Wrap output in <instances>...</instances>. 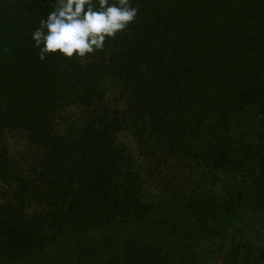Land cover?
Instances as JSON below:
<instances>
[{"label":"trees","instance_id":"1","mask_svg":"<svg viewBox=\"0 0 264 264\" xmlns=\"http://www.w3.org/2000/svg\"><path fill=\"white\" fill-rule=\"evenodd\" d=\"M53 3L0 0V264H264V0L41 61Z\"/></svg>","mask_w":264,"mask_h":264},{"label":"clouds","instance_id":"2","mask_svg":"<svg viewBox=\"0 0 264 264\" xmlns=\"http://www.w3.org/2000/svg\"><path fill=\"white\" fill-rule=\"evenodd\" d=\"M138 12L132 0H54L31 39L41 61L57 53L83 58L103 50L106 40L125 30Z\"/></svg>","mask_w":264,"mask_h":264},{"label":"rangeland","instance_id":"3","mask_svg":"<svg viewBox=\"0 0 264 264\" xmlns=\"http://www.w3.org/2000/svg\"><path fill=\"white\" fill-rule=\"evenodd\" d=\"M22 145V144H21ZM217 264H219V263H217Z\"/></svg>","mask_w":264,"mask_h":264}]
</instances>
